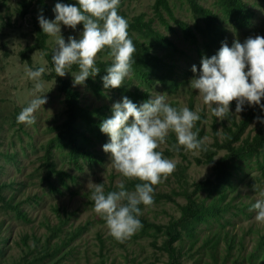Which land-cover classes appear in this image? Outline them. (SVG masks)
Listing matches in <instances>:
<instances>
[{
    "label": "rangeland",
    "instance_id": "1",
    "mask_svg": "<svg viewBox=\"0 0 264 264\" xmlns=\"http://www.w3.org/2000/svg\"><path fill=\"white\" fill-rule=\"evenodd\" d=\"M165 1L170 14L160 7L164 19L161 20L155 12V0H120L119 15L127 21L141 15L153 30L167 38V41L162 40V45L154 42L150 48V52L159 55L163 63L155 75L149 76L150 82L142 83L131 65V72L121 87L130 90L138 88L146 94L135 98L137 106L152 97L163 95L170 106H186L191 111H198L201 117L195 122L201 131L198 138L204 141L203 145L216 160L228 153L226 148L219 145L225 138H234L235 124L243 114L257 106L245 104L243 111L236 113V102L233 101L229 116L225 120H218L203 104L198 91L189 87L190 80L198 76L201 59L215 55L222 43L231 47L234 40L243 43L248 37H264V0H242L250 16L248 23L238 28L224 18L218 0H196L200 6L216 14V23L222 29L207 51L204 44L211 38L203 37L195 26L188 0ZM44 2L48 7L45 13L48 20L55 18L53 9L56 3L77 4V0ZM41 9L37 0H0V196L3 198L0 199V264H169L167 253L162 248L164 234L161 231H155L150 225L143 230L142 224L140 230L120 243L108 234L105 220L94 212V202L91 200L93 184L103 183L104 191H118L117 184L124 178L112 168L111 154L102 150L109 140L95 137L82 118L77 119V129L87 138L83 140L79 134L77 142L82 144V141H86V149L94 159L88 161L80 158L78 164L70 159L68 147L57 139L66 113L63 95L54 78L48 79L42 74L44 89L36 95L46 97L47 103L34 113L36 122L31 125L17 122L19 113L35 98V81L27 77L25 69L44 67V73L54 69L44 54L48 52L52 56L56 47L54 37L47 36L45 49L27 48L34 43V18L40 15ZM178 21L190 26L196 44L183 34ZM197 24L202 27L204 22L200 18ZM82 31V24H78L75 30L61 24V36L65 43L69 36L79 39ZM127 31L131 37H138L135 28ZM140 40L148 42L151 38L142 36ZM108 51L106 48L98 53L96 61L111 60ZM23 52L28 59L22 57ZM193 65L197 68L195 74L191 71ZM168 66L171 67V78L178 83L174 87H169L165 80L159 78ZM67 71L69 73L62 78L68 79L70 86L78 91L79 106L94 119L109 118L112 105L126 96L122 94L121 87L104 89L99 82L100 91H95L86 82L74 86L73 76L78 71ZM255 118L250 117L238 137L232 140V147L239 148L245 141L253 140L258 130ZM169 134L173 138L167 139L157 151L175 163V171L153 186L154 203L150 206L140 205L142 214L138 218L163 225L179 216L180 206L187 202V195L205 204L218 198L216 213L199 221L192 235L182 232V241L174 242L180 246L179 264H210L213 247L210 245L212 242L207 243L206 240L215 235H218L215 246L218 264H246L248 253L254 250L260 237L263 236L264 240V223L257 222L255 212L249 211L259 191L264 190V150L260 148L235 158V166L229 168L228 182H218L201 150L194 153L181 147L178 153L170 151V146L176 143V136ZM47 148L54 169L64 173L65 186L60 185L56 172L49 173L44 164ZM124 182L128 191H133L135 184L140 183L135 179H124ZM49 183L56 185L58 191L51 190ZM220 192L224 193L223 198H219ZM4 201L17 206L24 216H17ZM56 227L60 229L55 230ZM223 235L233 237V248L226 259ZM240 241L242 247H238ZM252 259L254 264H259L258 250L254 251Z\"/></svg>",
    "mask_w": 264,
    "mask_h": 264
},
{
    "label": "clouds",
    "instance_id": "2",
    "mask_svg": "<svg viewBox=\"0 0 264 264\" xmlns=\"http://www.w3.org/2000/svg\"><path fill=\"white\" fill-rule=\"evenodd\" d=\"M119 4L120 0H77L76 5L56 3L53 20L38 15L42 32L55 38L51 60L56 76H65L68 69L77 65L79 72L72 75L73 83L74 86L83 85L89 77L100 73L96 57L107 48L112 63L101 77L103 88L122 86L131 72L136 48L128 35L127 20L118 14ZM61 24L73 30L82 24L80 38L69 36L65 43ZM191 71L197 73L195 65ZM25 72L35 81V98L22 109L17 122L31 125L36 122V110L47 103L46 97L36 95L43 92L41 77L45 68H26ZM189 87L198 91L203 104L218 120L229 116L233 101L236 113L242 112L245 104L259 106L264 111V104H261L264 98V37H248L243 43L234 40L231 47L222 43L215 55L201 59L199 74L190 80ZM111 111L112 116L100 124V131L109 137L102 150L111 154V166L117 173L124 179L140 183L135 184L133 191H128L122 179L117 184L119 190L107 194L103 183L93 184L91 200L94 212L105 220L108 234L123 243L142 228L138 219L142 214L139 206L154 203L153 186L175 171V163L157 151L166 143L169 133L176 136L170 151L178 153L181 147L194 153L207 149L203 147L204 141L197 139L198 133L193 131L195 122L201 119L198 111L186 106H170L163 95L152 97L139 106L125 96L112 105ZM255 120L264 125V119L259 116ZM249 211L255 212L257 222L264 223V190L259 191Z\"/></svg>",
    "mask_w": 264,
    "mask_h": 264
},
{
    "label": "trees",
    "instance_id": "3",
    "mask_svg": "<svg viewBox=\"0 0 264 264\" xmlns=\"http://www.w3.org/2000/svg\"><path fill=\"white\" fill-rule=\"evenodd\" d=\"M38 5L40 6L41 12L45 17L46 10L48 9L47 4L44 2V0H37ZM191 10L193 12V16L195 18L196 27L199 28L200 33L203 37H209L210 40L204 44V50H210L212 42H216V37L220 35L219 30L221 29L220 25L216 23V14L212 13L210 9L206 7L200 6L196 0H188ZM218 4L220 6V9L222 11V14L225 19H228L233 22L234 26L236 28L245 26L249 21L250 11L246 4L242 0H218ZM159 5V6H158ZM155 12L158 15V17L161 20H164L162 17V14L160 12V7H163L167 10V12L170 14V9L168 5L166 4L165 0H155ZM202 19L204 24L202 27H200L197 24V19ZM128 22V29L135 28V30L138 32V37L134 38L131 37L129 34V38L133 41V44L135 45L136 51L133 54V63L132 68L138 76L139 80L142 83H148L150 82L149 76L151 74H156L157 70H160L162 68V58L157 54H152L150 52V48L156 42L158 45H162V40L167 41V38L162 35L159 31L153 30L150 27V24L148 22H144L141 15L136 16L133 18L132 21ZM179 26L181 27L183 34L189 38L191 42L194 44L197 43L195 34L192 32L190 26L183 21H178ZM34 30H35V37H34V43L27 47L29 50H32L33 48H43L45 49V43L47 36L45 33L42 32V29L39 26L38 23V17L34 18ZM222 30V29H221ZM146 36L151 38L150 41H141L140 37ZM155 40V41H154ZM45 57L49 61L50 65H53L51 60V55L48 52H45ZM22 57L27 58L25 53H22ZM28 59V58H27ZM112 60H105V61H96V67L100 69V73L97 74L94 78L89 77L85 82L88 83L95 91H100L101 87L100 84H97V82L102 84L101 77L106 74V69L111 66ZM170 66L167 67V69L162 74L161 78L162 80H165L166 83L169 84V87H174V85H178L176 80L171 78L172 71L170 70ZM72 71H78V66L73 65L70 69ZM43 76L45 78H54L57 84L58 90L63 95V100L65 104V113L66 117L61 123V128L59 129L57 139L61 140L63 146L68 147V156L72 161L75 162V164H78V160L80 158H83L85 160L91 161L94 159V156L91 152H89L86 149V141H82L81 143L77 142V136L80 134L83 137V140H86L87 137L83 135V132L79 133L77 129V119L82 118L88 125L91 131L93 132V135L99 139H103L104 141L109 140V137H106V134H103L100 131V124L104 120V118L94 119L91 115L88 114V111L81 108L79 106V93L77 90L72 88L69 84L68 79L62 78L60 76H56V73L53 69V71L49 73H43ZM165 83V84H166ZM103 85V84H102ZM120 88V87H119ZM122 94L126 95L133 103L135 102V98L140 96H145L146 94H143L144 92H141L140 89L136 88L133 90L121 87ZM261 104H264V98L261 100ZM101 114H104L103 112ZM112 116V113H111ZM110 116V117H111ZM251 116H259L261 119H264V111H261L260 107L257 106L256 109H252L250 112L243 114L240 121L235 124L236 130L233 131V134L235 135L234 138H225L222 142L221 147H224L228 150V153L226 155H223L222 157L218 159H214L209 150L202 151L204 154V158L207 163L210 164L212 170L214 171L216 175V180L219 182H228V176L230 173L229 168L235 166V158L241 157L245 154H251L252 152L258 151V149L262 148L264 150V144H263V130L264 125L258 122V130L256 132V135L254 136L252 141H245L243 145H241L239 148L232 147L231 142L235 138L238 137L239 133L241 132V129L247 124V121L250 119ZM109 117V118H110ZM229 132L230 129H228ZM194 132H197V139L199 140L200 136V130L197 129V127H194ZM173 138L172 134H169L167 139ZM53 140V139H52ZM50 145V143H48ZM217 144V143H216ZM203 147H205L203 145ZM49 150L47 148V152L44 155V164L48 168V172H56L58 181L60 185L65 186V180H64V173L63 171H57L54 169L53 163L49 161ZM217 190H219V187L216 186L215 183L212 184ZM201 187H204L203 185ZM49 188L54 191H58V187L56 185H53L52 183H49ZM215 189V190H216ZM112 191V190H110ZM223 191V188H222ZM108 191H105V194H107ZM224 193L220 192L219 198H223ZM215 198V197H214ZM0 199L3 200V198L0 196ZM11 200V199H10ZM5 202V205L10 207L11 209H14L17 216H24V213H22L17 206L11 205L9 202ZM218 198L213 199L208 204H205L202 200H196V198H192L191 195H187V202L180 206V214L177 218H171L168 223H165L163 225H156L154 223L148 222L145 219L138 218L141 223L144 225L143 230L146 229L149 225L153 226L155 231H161L164 234L163 241H162V248L166 251L169 264H179V256H180V246L174 242H180L182 241V235L181 233L184 232L188 236L192 235V231L195 227V225L201 221L205 220L206 216L210 214L216 213L217 209L219 208L217 203ZM60 229V227H56L55 230ZM153 233V232H152ZM154 234V233H153ZM218 234V233H217ZM218 235H215V237H211L206 240L207 243L212 242L210 245H212L213 248H211V262L210 264H218L217 263V257L215 255L216 251V244H218L217 241ZM263 237V236H262ZM260 237L258 242L256 243V247L253 251H250L247 255V261L246 264H254L253 256L254 251L258 250V254L260 255V261L259 264H264V240ZM222 240L225 244V257L229 255V251L233 248V237L223 235L221 236ZM47 243V240H46ZM57 248V245H55ZM238 247H242L241 241L238 244ZM244 259V258H243Z\"/></svg>",
    "mask_w": 264,
    "mask_h": 264
}]
</instances>
